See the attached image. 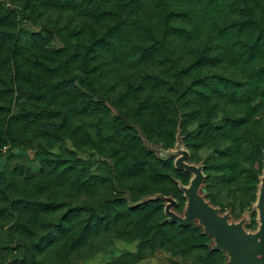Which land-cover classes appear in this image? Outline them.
<instances>
[{"label":"trees","instance_id":"obj_1","mask_svg":"<svg viewBox=\"0 0 264 264\" xmlns=\"http://www.w3.org/2000/svg\"><path fill=\"white\" fill-rule=\"evenodd\" d=\"M20 3L23 18L27 20L40 21L39 16L51 7L69 11L72 17L69 26L60 28L58 23L43 20L40 31H28L18 27L16 13L20 12L0 5V144L22 142L34 115L37 119L31 123L47 119L41 123L49 129L40 133L37 144H45V139L46 144H58L66 138L75 144H95V138L85 126L95 129L97 123L86 118H93L100 111L107 115V102L125 111L126 116L130 111L126 105L129 98L139 102L132 110L136 115L145 113L148 120L155 117L157 122L151 125L149 137L159 142L167 133L165 125L176 127L177 124L176 120H167V115L178 111L180 101L193 87L191 94L200 95L196 102L205 111L198 124L199 136L219 139V135L204 136V133L213 131L215 126L219 128L215 111L222 100L233 102L237 95L239 102L250 108L264 97V7L258 16L256 0H23ZM75 19L77 22L72 26ZM56 37L62 41L61 45L52 44ZM213 48L214 54L210 55ZM227 62L239 68L238 74H216L211 80L214 84L211 90H203V86L209 85L204 77L193 86L176 85L180 71L186 70L189 75L193 68L215 63L224 66ZM118 66L137 70L126 75L130 85H122L132 92L127 98L125 89L117 97L110 83ZM198 86L201 87L197 89ZM13 98L21 100L16 102L19 108L16 116L12 114ZM123 99L126 102L122 103ZM246 120L243 119V125ZM20 121L21 132L15 126ZM113 124H109L112 135H103L105 132L99 127L95 136L131 148L113 146L112 153L137 149L145 154L143 160L137 158L125 164L118 173L151 171L155 179L162 177L157 164L166 165L169 159L163 160L143 144L123 142L124 139L137 141L136 131L122 121L118 123L122 128L117 131ZM173 133L174 128L166 135L167 139ZM259 140L264 149V133L259 135ZM220 141L224 142L223 138ZM25 142L33 144L26 139ZM37 149L40 151L36 159H40V168L43 167L40 174L64 178L68 185L75 186L86 182L82 178L92 177L85 170L86 162L71 151L60 149L55 153L42 146ZM19 177H23L22 173L13 172L9 179L0 173V264H52L43 255L56 250L65 257L53 264H71L72 253L87 246H101L95 238L112 231H119L118 236L132 235L139 243L135 252L123 251L103 264H137L157 248L182 255L197 252L195 261L184 264H227L224 252L210 246L211 237L201 227L167 220L161 199L131 206L115 196L111 186L105 202L98 207L73 202L76 198L72 196L60 201L47 200L43 197L53 196L44 185L37 186L36 193L24 195L17 183ZM26 177L33 176L26 174ZM59 193L54 197H59ZM28 204L31 206L27 207ZM58 211L47 225L23 227L28 234H20L23 230H19L22 226L19 222L26 218L25 213L30 212L41 220L44 215ZM9 219L14 223L6 229Z\"/></svg>","mask_w":264,"mask_h":264},{"label":"rangeland","instance_id":"obj_2","mask_svg":"<svg viewBox=\"0 0 264 264\" xmlns=\"http://www.w3.org/2000/svg\"><path fill=\"white\" fill-rule=\"evenodd\" d=\"M21 1L23 0H0L2 8L16 9L20 12L16 13L17 24L20 28H25L28 31H40V24L43 20L58 23L60 28L69 26L70 24L72 13L53 7L45 9V14L39 16L40 21L27 20L23 18L24 14L21 13ZM256 1L258 16H260L264 7V0ZM76 22L77 19L74 20L72 26H75ZM201 30L202 28L199 29V32ZM206 37L208 39L211 38L208 35ZM52 44L55 46L61 45L62 41L56 37ZM221 45H225L224 42ZM216 46L213 43V47L216 48ZM213 54L214 48L210 52V55ZM193 55L195 56L194 51ZM180 68L183 69L182 65ZM160 69L157 67V70ZM238 69L237 66H233L228 62L224 66L221 63L207 64L203 67L193 68L189 75H186V70L180 71L181 73L176 78V85L193 86L197 84L199 79L204 77V79L207 78L206 84L209 85L203 86V90L207 91V88L210 89L211 86H214V84H211V80L216 74H221L222 76H229L232 73L238 74ZM129 72H137V70L130 69L127 66H118L115 70L116 76L111 77L110 83L112 89H115L117 97H120L119 93L123 89L128 92L126 98L132 94L130 88L122 86L130 85V78L126 77ZM199 87L201 86H198L197 89ZM192 90H195L194 87L190 89L188 96H185L180 101L178 111L172 115H167V120L171 119L172 122L176 120L177 124L176 127L165 125L167 126L165 128L167 133L159 142L149 137L151 125L153 122H157L155 117H151V120H148L145 113L136 115L135 112H132L139 102L131 98L127 99L126 105L130 111L127 112L126 116L123 114L125 111H121L116 105L107 102V115L103 111H100L93 118H86L87 120L93 119L97 123L95 129L85 126L90 131L91 136L95 138V144H75L71 138H66L64 142H60L61 144H46V139H42L45 144H37L40 133L49 129L47 125L44 126L41 123L47 119H39L38 122L31 123V121L37 119V116L34 115L24 132V138L32 141L33 144L26 143L25 139L19 142V144L12 142L0 144V173H3L4 178L6 177L7 179L11 177L13 172L16 175L17 172L22 173L23 177L17 178V183L24 195L36 193L37 186L42 187L44 185L46 191L51 192V196H53H44L43 198L47 200L57 199L60 201L65 196H72L73 199L74 197L76 198L73 202L98 207L105 202L111 186L113 188L112 193L126 200L131 206L150 199H161L163 215L167 220L171 221L170 216L166 214L168 206L171 212L179 216H184L187 208L185 188L189 186L193 173L179 167V163H177L178 158H185L186 154L184 152H186L187 157L184 159V162L201 167L205 175L200 187V194L210 204L219 208L222 214L227 215L230 222H240L244 231L249 234H256L258 240L264 245V240L258 233L260 230V214L257 205L264 171V149L263 144L259 140V135L264 133V109H261L264 107V97L252 103L250 108L244 107L239 102L237 95L233 102L227 99L225 101L222 100V105L215 111L220 129L215 126L213 131L204 133V136H213L214 134V136L219 135L220 138L208 139L207 137H200L197 131L199 121L205 115V111L202 105L196 102L200 95L198 93L195 95L194 93L191 94ZM12 100L15 106L12 114L16 116L19 111L16 102H21V100L16 101L14 98ZM125 100L123 99L122 103L126 102ZM243 119H247V123L244 125ZM121 121L133 128L138 136L137 141H133L134 143L129 142L128 139H124L123 142L143 144L163 160L169 159L166 165L162 163L157 164L160 172L163 173L162 177L159 176L155 179L152 177L151 171L134 174H127V171L122 174L118 173V170H122L125 164L132 163L137 158L139 160L145 158V154L140 153L137 149H130L127 153L123 154L112 153L110 148L113 146L116 149H125V145L128 148H131V146L119 144L117 143L118 141L108 143V139L103 140L100 138V135L95 136L99 127L103 128L105 132L103 135L111 134L112 131H109L110 122H113V126L119 131L122 126L118 123ZM22 125L21 121L15 124L20 132ZM173 128L174 133L167 139L166 135L171 130L173 131ZM119 138L121 139V137ZM222 138L224 142L220 141ZM38 146H42L44 150L55 153L59 152L60 149L71 151L86 162L84 166L85 170L92 174V177L87 176L86 178H82L81 180L86 179V182L84 184L81 183V185L76 183L75 186L72 184L68 185V181L64 180V178H53L48 176V174H40L43 167L40 168V159H36L38 151H40V149H37ZM26 174H31L33 177L28 178ZM120 180L121 183H118ZM56 192H60L59 197L56 195L57 198L54 197ZM30 206L31 204L27 205V207ZM59 213L60 211L44 215L41 220L37 219L30 212L25 213L26 218H23L19 222L22 224L19 230H23L19 231L21 232L20 234H23V236L28 234L26 228L23 227L31 226V228H39L47 225L49 220H54ZM6 222H8L5 226L6 229H9L14 223L11 219ZM190 224L201 227L204 233L211 237L210 246L214 249L217 248L213 235L206 231L205 225L200 218H196ZM119 233V231H112L95 238V242L102 245L87 246L72 253L71 264H103L112 256L119 255L123 251L135 252L139 239L128 234L118 236ZM221 251L226 256V263L231 264L228 253L225 250ZM64 257L65 255L58 250L49 253V255H43V258L52 264ZM258 257L264 260V254ZM196 258L197 252L182 255L174 254L164 248H157L153 254L143 258L137 264H184L195 261Z\"/></svg>","mask_w":264,"mask_h":264},{"label":"water","instance_id":"obj_3","mask_svg":"<svg viewBox=\"0 0 264 264\" xmlns=\"http://www.w3.org/2000/svg\"><path fill=\"white\" fill-rule=\"evenodd\" d=\"M185 158L187 153L184 152ZM178 158L179 167L193 173V178L188 187L185 188L187 197V208L184 216H179L166 208V214L172 222L181 225H188L196 218H200L205 229L217 244V250H225L230 256L231 264H264L258 256L264 254V245L258 240L256 234H249L244 231L242 224L232 223L228 216L222 214L220 209L210 204L201 194L200 187L205 175L201 167L184 162ZM258 208L260 214L259 235L264 240V171L258 197Z\"/></svg>","mask_w":264,"mask_h":264}]
</instances>
